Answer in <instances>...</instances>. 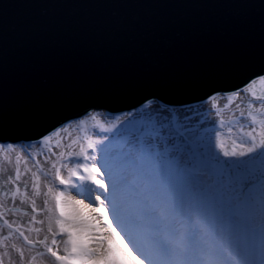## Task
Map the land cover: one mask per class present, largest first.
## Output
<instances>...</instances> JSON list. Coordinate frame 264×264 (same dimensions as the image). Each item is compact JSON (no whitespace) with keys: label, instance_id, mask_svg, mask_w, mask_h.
<instances>
[{"label":"snow or ice","instance_id":"6c2138e0","mask_svg":"<svg viewBox=\"0 0 264 264\" xmlns=\"http://www.w3.org/2000/svg\"><path fill=\"white\" fill-rule=\"evenodd\" d=\"M257 81L264 83V71L238 90L210 94L196 114L191 109L173 112L152 101L138 113L114 117L89 113L93 127L109 135L94 131L86 144L72 137L71 125L42 136L28 146L33 151L0 144V264H6V258L7 264H32L34 257L41 264H48L49 257L53 264H264V94H252L247 102V109L258 115L244 107V98ZM222 100L227 103L221 104ZM230 105L233 112L225 118L224 109ZM131 120L137 121L136 130L123 139L137 159L151 154L155 165L176 179L203 175L199 160L218 168L234 214L250 225L248 240L218 246L209 238V223L197 209L168 200L148 199L130 209L122 206L101 149ZM85 123L79 121L81 126ZM54 137L60 139L45 149ZM205 139L210 150L203 147ZM83 185L94 186L89 188L94 196L89 203L66 195L71 190L81 194ZM53 192L54 209L48 199ZM81 208L103 213L105 223L92 225L90 220L99 217L85 219ZM14 236L23 244L9 242Z\"/></svg>","mask_w":264,"mask_h":264},{"label":"water","instance_id":"95a60500","mask_svg":"<svg viewBox=\"0 0 264 264\" xmlns=\"http://www.w3.org/2000/svg\"><path fill=\"white\" fill-rule=\"evenodd\" d=\"M262 71L264 0H0V144L95 109L201 102Z\"/></svg>","mask_w":264,"mask_h":264},{"label":"rangeland","instance_id":"374dc122","mask_svg":"<svg viewBox=\"0 0 264 264\" xmlns=\"http://www.w3.org/2000/svg\"><path fill=\"white\" fill-rule=\"evenodd\" d=\"M252 93L249 94V96H246L244 98V107L248 111H253L254 109H247V102L251 98ZM234 102L239 103L240 101L237 100L236 97L232 98ZM227 103L226 100H222L221 104ZM157 105V104H154ZM233 105H230L229 108L224 109L223 115L225 118L229 117L233 112ZM191 109L193 114H196L198 112H201L202 105L198 104L196 106H190L189 108L184 109H175L173 112H178L181 114L187 113L188 110ZM138 113V112H136ZM102 117H109L111 115H108L107 113H100ZM206 115V113H205ZM258 115V114H257ZM113 117V116H112ZM86 120V123L84 125H79V121L73 122L70 127V133L73 138H75L78 143L84 142L86 144L87 139L89 135H91L94 131L97 135H109L108 133H103L98 131L93 127L95 124L94 121L87 120V116L85 118H82ZM226 126H230V123L226 119ZM137 127V121L131 120L129 122H126L117 132L113 133L109 137V141L102 147L105 150L106 156H111L112 158H115L116 155H119L120 160L127 165H133L128 166L132 171H135L138 175L147 176L152 179L158 178V183L160 185V190L157 192V197L160 198V195L166 193L167 195L171 196V194H174V196L178 197L177 201H180L181 206H187V207H193L200 212L201 215L206 214L208 215V223L209 226L212 225L215 222L220 221V216L222 214H229L230 215V222L226 226V230L222 231L219 227V229L216 230V236L220 239V242L223 244L225 238H229L230 233H233L235 230L239 231L237 236L233 237L234 240H232V244H239L243 241H246L251 236L250 231V225L241 217L236 214H234L232 206L230 203H228L226 199V192L224 188V177L220 174V171L217 167L212 166L208 163L207 160H199L198 166L203 171V175L199 176H191L185 179H176L174 176H172L166 169L162 167H157L154 163V159L151 154H143L141 158L137 159L136 156L132 155L131 152L125 147L124 144V137L127 135L132 134ZM192 127L199 128L198 124H193ZM210 128L211 125H208ZM235 130V129H234ZM203 131H207V129H204ZM60 137H54L53 140L49 143L45 144V149L49 147V144H54L56 141H58ZM226 143H230V141L225 140ZM30 144V145H35ZM29 146V145H28ZM28 146H23L25 149H28ZM203 147L206 150H210V145L207 143V140L203 142ZM29 151H33V149H28ZM196 156L199 157L200 153L197 152ZM262 160H264V157H261ZM118 160V159H117ZM5 167H9L8 165H5ZM14 167V165H12ZM65 176L68 175L67 172L63 173ZM43 175V173H41ZM58 183V182H57ZM157 183V184H158ZM62 189L63 186H60ZM167 189V190H166ZM166 190V191H165ZM45 191L47 189L45 188ZM55 192L51 193L48 197L49 199V207L53 208L55 207V200H54ZM166 195V194H165ZM80 197L84 200H87L89 203V195L88 198L84 195H77L76 193L70 194L69 198L75 197L76 199ZM193 205V206H192ZM83 210V208H82ZM51 215V213H49ZM18 215H22V213H19ZM6 232V229L4 230ZM50 236V233L48 234ZM16 238L17 242L19 244H23L22 238L17 239V237H13L12 240L9 242H13ZM50 243V240H49ZM35 258V257H34ZM33 258V259H34ZM32 259V264H41L40 260L38 258Z\"/></svg>","mask_w":264,"mask_h":264},{"label":"bare ground","instance_id":"6f19581e","mask_svg":"<svg viewBox=\"0 0 264 264\" xmlns=\"http://www.w3.org/2000/svg\"><path fill=\"white\" fill-rule=\"evenodd\" d=\"M252 94H255L256 96H259L261 94H264V83L262 82H259L257 81V83L255 85H253V88H252ZM152 101L153 104H157L159 106H162L163 107V104H159L157 99H152L150 100ZM144 104V103H143ZM139 105L135 108H132L131 110L129 111H125V112H122V113H119V112H114V113H108V115H111V116H116V115H119V114H126L128 112H140L141 110V106L143 105ZM198 104H201V102H193V103H190L189 105L185 104V105H181L178 106V107H174L170 104H165V107H167L170 111H173L175 109H184V108H189L190 106H196ZM92 112H98V113H107V110L106 109H95L94 111ZM90 112V113H92ZM89 114V113H88ZM87 115L83 116L82 118H85ZM82 118L78 119L77 121L81 120ZM76 122V121H75ZM50 134V133H49ZM48 135V134H47ZM42 138V137H41ZM36 139V140H26V141H20V142H11L17 146H28L30 144H34V143H38V141L41 139ZM4 144H7V143H4ZM101 155H102V158L107 161L108 164H111V165H119L121 166V164H123L121 161L119 162L117 159L115 158H112L111 156H106L105 154V150L102 148L101 149ZM125 171V172H124ZM112 174H113V177L116 181V184L118 185L117 187H121L122 189V184L124 185V187L126 188V192L125 191H120L118 188H117V195L121 201V204L123 207L125 208H131L133 206H139V205H143V204H146L147 203V200L148 199H153V200H168L170 201L171 203H173L174 205L176 206H181L180 204V201L178 202L176 196H174V194H171V196H168L167 195V189L165 190L166 193L160 195L161 197L158 198L157 196L155 197V195L157 194V192L160 190V185L159 183L157 185L156 182L152 181V180H145L148 184V187H145V182H143L142 178L138 176V174L135 172V171H130L129 169H125V170H122L120 167L117 168V169H112ZM158 182V180H157ZM155 185V186H154ZM91 187H94V186H91V185H83L81 186V188L79 189L81 195H85L86 198H88V195H89V202H90V199H94V196L93 194L89 191V188ZM128 187V188H127ZM138 187V188H137ZM145 187V188H144ZM137 188V193H135L136 195H130L129 197H126L130 191H132L133 189ZM146 188H148L146 190ZM76 193V191L74 190H71V191H68L66 192V195L69 197L70 194H74ZM166 194V195H165ZM78 199H81L80 197L77 196ZM124 198H127V203H122L124 201ZM84 201L85 204H87V200H84L83 198L81 199ZM132 204V205H131ZM193 206V205H192ZM93 207H96L95 204H93ZM193 208V207H191ZM196 209V207H195ZM81 214L83 216V218L85 219H90L91 216H98L99 217V221L97 220H90V223L92 225H98V224H103L105 223L104 219H102V217L104 216L103 213H91L88 209H84L82 210L81 208ZM206 220H208V215L206 214H203L202 215ZM214 223L212 225H210V233H209V238L211 239L212 242L216 243L218 246L222 245V243L220 242V239L216 236V230L218 229L217 228V225H219V227H221L220 229L222 231H225L226 230V226L227 224H229L230 222V215L229 214H222L220 216V221L219 222H215L213 221ZM239 231L235 230L233 233H230L229 235V238H225L224 242L227 241V242H232V240H234L233 237L237 236ZM35 234H33L34 236ZM15 242H17L16 238L14 239ZM18 243V242H17ZM233 243V242H232ZM19 244V243H18ZM13 256H17V253L13 252L12 253ZM35 259V258H34ZM33 259V260H34ZM6 264H7V258H6ZM48 264H53L51 258L49 257V261H48Z\"/></svg>","mask_w":264,"mask_h":264}]
</instances>
